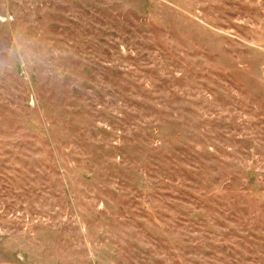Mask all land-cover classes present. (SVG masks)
Instances as JSON below:
<instances>
[{
    "label": "rangeland",
    "instance_id": "374dc122",
    "mask_svg": "<svg viewBox=\"0 0 264 264\" xmlns=\"http://www.w3.org/2000/svg\"><path fill=\"white\" fill-rule=\"evenodd\" d=\"M0 264H264V0H0Z\"/></svg>",
    "mask_w": 264,
    "mask_h": 264
}]
</instances>
